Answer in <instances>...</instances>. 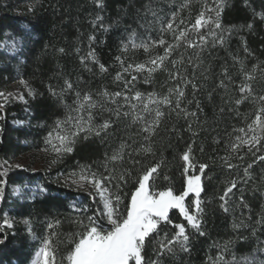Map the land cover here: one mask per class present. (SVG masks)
<instances>
[{
	"label": "trees",
	"instance_id": "trees-1",
	"mask_svg": "<svg viewBox=\"0 0 264 264\" xmlns=\"http://www.w3.org/2000/svg\"><path fill=\"white\" fill-rule=\"evenodd\" d=\"M184 2L185 0H103V6L97 7L96 0H0V46L7 36L19 38L23 44V62L14 61L0 51V65L2 64L0 81L6 83L8 79L18 76L37 93L35 99L31 97L28 99L31 121L36 129L27 135L26 144L18 142L23 135L21 131L10 125L11 116L13 114L21 116L24 106L17 103L5 107L0 112V115L4 116L0 121L3 129L0 133V165H2L0 172L8 168V164L16 157L44 143L48 132L55 130V121L65 117L68 109L64 105L75 106L73 104L76 99L75 91H80L82 94L91 92L95 98L96 93L104 89L109 92L121 90L122 82L114 79L117 72L121 71L120 64L115 59L117 56L124 59L125 65L131 63L135 66L146 63L149 57L162 55L161 47L150 49L147 53L143 48L133 49L129 43L130 37L137 44L141 41L159 39L162 23L170 19L171 14L178 11ZM208 3L211 4V0H208ZM146 5H150L160 19L153 16ZM200 10L201 4L192 0L189 24L194 23ZM188 12L189 9L183 10L180 17H187ZM254 12H264V0H248V6H245L244 0H228L221 17L222 25L238 28L240 25L253 22V29L251 31L246 28L234 29L230 36H226L224 46L209 47L200 53L203 64L197 69L196 78L197 83L203 84L204 87L196 94V98L200 102L202 111H197L195 102L190 105L185 102L190 111H197L200 123L198 125L195 121L192 122V128L197 131V135L193 136L191 132L185 130L188 121L183 118L178 119L175 113H172L170 117L163 118L157 135L152 137L155 155L141 153L140 156L135 157L141 160V164L133 168V176L137 175V169L143 171L144 168L160 160L162 154L164 164L159 169L154 187L158 190L171 187L177 194L186 187L181 155L189 144L192 145L191 155L196 165V169L190 170L189 175L199 174V164L209 165L202 176L204 191L201 193V199L204 201L202 227L206 235L200 236L188 229L191 236V251L166 256L163 258L164 264H214L216 257L221 255L224 261L219 264H224L225 261L229 264H249L251 261H255V264H264V251H260L264 248V224H256L261 215H264V179H262L264 161L258 162L250 169L252 180L247 184L238 183L237 188L233 189L235 195L229 194L231 196L229 212L223 211L220 207L222 201L219 200L228 182L233 178H242L243 167L253 159L248 155L244 161L233 160V163L240 167L226 169L222 166L219 157L226 155V145L231 142V136L236 135L233 133V128L244 127L247 122L254 119L256 106L246 101L239 106L240 114L237 115L228 110L236 106L225 103V100L238 98V88L230 86L228 93H224L220 88H215L213 91L215 85L219 83L223 66L228 67L229 73L237 83L242 80L240 65L233 66V55L239 56L246 70L249 71L253 64L264 62V22L259 18L253 21ZM97 16L101 19L97 20ZM133 32H135L134 36H132ZM90 36L95 37L91 43ZM242 37L246 39L252 55L244 52ZM165 38L172 40V36L167 34ZM125 44H128L126 52L122 51ZM90 47L94 50L99 63L108 69L106 72H100L99 65L92 63L90 57L83 64L81 63V57L88 56ZM61 48L64 49L63 52L59 51ZM197 51L198 49H185L181 46L173 56L178 59L179 54L184 53L186 61L187 56L192 55L195 63ZM261 66L264 67V63ZM185 67H188L187 64ZM191 72L192 68L188 67V73ZM132 74L138 76L137 81L130 85V87L134 86L133 91L139 90L145 94L156 92L163 95L172 86L165 71L152 73L150 83H144V78L148 76L146 71L132 72ZM124 75L127 79H131L127 73ZM205 76L208 79H205ZM255 76L256 79L251 81V84L258 95L264 94V78H261L259 71ZM66 79L73 84L74 91L65 92L64 104H61L49 94V87L60 92L65 87ZM210 91L211 98L208 95ZM186 97L188 100L192 99L190 87L186 90ZM221 108H224L223 112L220 111ZM94 111L95 123L102 122V119L109 115L108 112L100 109ZM173 126L175 132L169 130ZM137 128L138 125H132L130 120L122 119L109 129V135L105 138L93 136L88 141H80L73 153L65 154L61 158L59 171L67 174L76 170L80 164H92L94 169L103 171L100 164L105 153L111 154L114 149H118L122 140H127L131 136L137 141L133 145L136 148L146 143L142 135L136 134ZM128 142L131 143V140ZM259 154L261 153H257ZM4 161H8V164ZM124 166L131 167L127 163ZM23 174V171L11 167L7 175L0 179L6 181L7 188L19 186ZM165 175L169 179L165 180ZM47 187L51 192L47 196L26 204L16 203L12 207L14 215L20 221H30L37 243L46 237H51L59 261L72 247L69 237L81 230L74 221L98 213L101 211V206L98 201L93 203L91 197L85 194L83 209L86 208L87 211L82 209L77 213L70 204V191L67 187L51 182L47 183ZM134 188L135 184L130 180L123 192L130 194ZM241 195L248 205L247 208L240 203ZM192 199L194 198L190 197L187 204ZM128 203L129 197L125 196L120 206L121 212L125 211ZM9 207L7 195H4L0 225H2V215ZM169 217L173 224L187 223L178 210H172ZM57 220L60 221L59 225L55 224ZM101 222L106 224L104 221ZM49 223L54 225L52 229L48 228ZM165 230L169 233L174 231L171 225L166 226ZM52 233L55 235L53 236ZM2 234H6L8 240L6 246L0 245V264H9V261L11 264H29L37 243H32L25 226L18 225L13 231L4 228L0 235ZM145 256L146 259L155 258L151 245L146 244Z\"/></svg>",
	"mask_w": 264,
	"mask_h": 264
},
{
	"label": "snow or ice",
	"instance_id": "snow-or-ice-1",
	"mask_svg": "<svg viewBox=\"0 0 264 264\" xmlns=\"http://www.w3.org/2000/svg\"><path fill=\"white\" fill-rule=\"evenodd\" d=\"M196 2L201 4V10L196 15L194 23L189 24L192 0H185L180 9L173 12L170 19L162 23L159 39L148 42L141 41L137 44L130 37L129 43L133 49L143 48L147 53L150 49L161 47L163 54L149 57L146 63L135 66L131 63L125 65L124 59L117 56L115 59L119 62L121 71L117 72L114 79L122 82L121 90L109 92L104 89L97 92L95 98L91 92L82 94L80 91H75L76 99L73 101L75 106L64 105L68 109L65 117L55 121V139L59 143H52V132H49L45 139V143L51 144V150L56 154V158L52 161L53 164L57 163L65 154L73 153L80 141H88L93 136L105 138L109 135V129L122 119H128L132 125H138L136 134L142 135L143 141L146 143L140 144L138 148L133 147L137 141L129 136L127 140H122L119 148L114 149L111 154L105 153L100 164L103 171L98 168L94 169L92 164H80L76 170L66 175L62 174L63 186L72 188L77 192L87 193L93 203H97L98 198L99 203L102 204V210L74 221L81 230L69 237L72 247L59 261L57 249L53 245L51 237H46L41 241L31 264H64L65 261L66 264H164L163 258L166 256H175L177 252L189 253L191 251V236L188 229L200 236L206 235L202 227L204 201L201 199V193L204 191L202 176L209 165L201 163L198 167L199 174L189 175L190 170L196 169L191 155V144L181 155L186 187L180 194H177L171 187L159 190L154 187L159 169L164 164L162 154L160 160L144 168L143 171L137 169V175L133 176V168L141 164V160L135 157L140 156L141 153L155 155L152 137L157 135V130L165 116L170 117L172 113H175L178 119L183 118L188 121V127L185 130L191 132L193 136L197 135V131L192 128V122L195 121L199 125L197 111H202L200 102L196 98V94L204 87L203 84L197 83L196 78V71L203 64L200 53L209 47L224 46L226 36H230L234 29L246 28L248 31L253 29V22L240 25L238 28L237 26L225 27L222 25L221 17L228 0H211V4L208 3V0H196ZM244 3L245 6H248V0H244ZM96 4L97 7H102L103 0H96ZM145 7L152 12L153 16H157V12L150 5ZM185 9H189L188 16L180 17V13ZM178 17L180 18L178 19ZM256 18L264 22V12H254L253 21ZM96 19L100 20L101 17L97 16ZM157 19L160 17L157 16ZM93 23L95 24V21ZM101 27L104 26L101 25ZM105 30L107 29L105 28ZM165 34L172 36V40H167ZM134 35L135 32L132 33V36ZM241 39L244 52L252 55L247 47L246 39L243 37ZM94 40V36L89 37L90 43ZM181 46L185 49H198L195 54V63L192 55H188L186 61L184 53H180L178 59L173 56V53L177 52ZM127 50L128 44H125L122 51L126 52ZM59 51L63 52L64 49L61 48ZM88 57L91 58L92 63L99 65L100 72L103 73L108 70L96 59L95 52L91 47L88 56L81 57V63L83 64ZM232 59L234 61L233 66L235 64L240 65L242 80L237 83L229 73L228 67L223 66L219 83L215 85L213 91L215 88H220L224 90V93H228L230 86L238 88V98L225 100V103L236 106L228 110L237 115L240 114L239 106L246 101L254 104L256 108L254 119L247 122L246 126L233 128V133L236 135L231 136V142L226 145V155L219 157L222 166L226 169L240 167V165L233 163V160L244 161L248 155L253 157L243 167V177L233 178L229 181L223 194L219 196V200L222 201L220 207L224 212L230 211L231 196L229 194L235 195L233 189L237 188L238 183L247 184L249 180H252L253 176L250 169L258 162L264 161V94L258 95L251 84V81L256 79L255 73L257 71L260 72L261 78H264V67L261 66L264 62L253 64L249 71L246 70L239 56L233 55ZM185 64L192 68L191 74L188 73V67H185ZM130 69L136 73L146 71L148 76L144 78V83L151 82L152 73L165 71L169 81L172 82V86L163 95L156 92L145 94L139 90L133 91L134 86L130 87V85L137 81L138 76L132 74ZM125 73L131 76L130 80L125 77ZM205 79L208 77L205 76ZM19 82L26 89L28 97L35 99L37 95L35 90L26 81L20 80ZM189 87L192 92L191 100L186 97V90ZM67 91H74L73 84L67 79L65 80V87L60 92L49 87V94L61 104H64V94ZM208 95L211 98L212 92L210 91ZM10 97L25 104L28 103L23 94L13 95L12 93L0 92V99L3 101L0 103V112L10 102ZM185 102L187 105L195 102L197 111H190ZM96 109L109 113L108 117L102 119L100 123L94 122L96 117L94 110ZM25 110L27 111V109ZM220 111L223 112L224 108H221ZM3 119L4 116L0 115V120ZM169 130L175 132V126ZM2 131L3 129L0 128V132ZM128 140H131V143ZM193 143H195L194 140ZM44 150L48 151L47 148ZM201 151H203V147H201ZM257 153L261 154L257 155ZM4 163L8 164V161H4ZM125 163L131 167H125ZM11 167L13 165L9 164L8 168L0 172V177L6 176ZM14 167L19 168L21 166L15 165ZM164 179L169 178L165 175ZM130 180L135 184V188L129 194L123 190ZM5 183V180L0 179V201L4 199ZM190 194L194 199L186 204V198ZM125 196L129 197V203L125 211L121 212L120 206L124 202ZM240 203L245 208L248 207L243 195H241ZM173 209L178 210L180 216L187 222L186 224H173L169 217V213ZM76 210L80 211L78 208ZM83 210L87 211L86 208ZM101 221L106 222L110 227H105V223ZM59 223L60 221H55L56 225ZM24 224L28 225V231L31 233L30 221L24 220ZM241 224L243 225V222ZM256 224H264V215H261ZM168 225L174 229L171 233L165 230ZM53 226L52 223L48 224L49 229H52ZM13 227V222L5 217L3 224L0 225V233H3L4 228L11 229ZM52 235L54 236L55 233ZM33 239L37 238L33 236ZM7 240L6 234L0 235V245L6 246ZM146 244L151 245L154 259H146ZM260 251H264V248H261ZM221 261H224L222 255L216 257L214 264H219ZM9 264H11L10 261ZM224 264H229V262L225 261ZM249 264H255V261H251Z\"/></svg>",
	"mask_w": 264,
	"mask_h": 264
},
{
	"label": "rangeland",
	"instance_id": "rangeland-1",
	"mask_svg": "<svg viewBox=\"0 0 264 264\" xmlns=\"http://www.w3.org/2000/svg\"><path fill=\"white\" fill-rule=\"evenodd\" d=\"M22 49H23L22 42L19 40V38L15 36H7L0 46L1 52L10 56L12 59H14V61H19V62H23ZM20 80H22L20 77L14 76L12 79H8L6 83H2L0 81V92L12 93L13 95L23 94L25 96V99L28 100L29 97L27 95V91L20 84L19 82ZM9 100L10 102L6 104L5 107L20 103L24 106L25 109H27V111L24 109V112L21 116H15L13 114V116H11V119H10V125L14 129H18L19 131H21L23 135V138L19 139L18 142L22 144H26L25 138L28 137L27 135H29V133L33 132L36 129L35 125L31 121L32 116L28 108L29 100L27 104L19 100H13L11 97L9 98ZM2 102H3L2 99H0V103ZM0 128H2L1 122H0ZM49 132L53 133L52 143L58 144L59 141L55 139L56 131L53 130ZM45 148H47L48 151H45L44 150ZM55 158H56V154L51 150V144H46L45 141L42 145L38 147H32L24 155L16 157L12 162H10V164L13 165V167L15 165H20L21 167L19 168L14 167V168H16L19 171L24 172L23 178L20 181V185L9 187V188H7L6 185H4V195H7L10 207L2 215V224H3L5 217H7L14 224V227L9 230L13 231L15 227L18 225L25 226L30 236L31 241L34 244L37 243L38 240L33 239V236H35V233L33 231L32 225H31V233H30L28 231V225H25L24 221H20L18 217L14 215V208L12 206L15 205L16 203L26 204L36 199L47 196L48 194L51 193L50 189L47 187V183L49 182L53 184L60 183L63 185V175H66V173L59 171L58 167H59V161L61 159L55 164L52 163V161ZM29 174L32 176H30ZM67 188L70 191L69 201H70L71 206L73 207L74 211H76L77 213H80V211L83 209V204H84L83 196L87 193L77 192V191H74L72 188H69V187ZM190 197H193V196L190 194L189 197L186 198V201H185L186 204H187V200ZM3 201L4 199L0 201V212L2 210ZM97 201H98V198H97ZM100 206L102 210V204H100ZM77 208L80 209V211H77L76 210ZM105 227H110V226H107L105 224ZM40 244L41 242H38L36 244L34 254L40 247ZM34 254H33V257H34ZM32 259L29 264H31Z\"/></svg>",
	"mask_w": 264,
	"mask_h": 264
}]
</instances>
